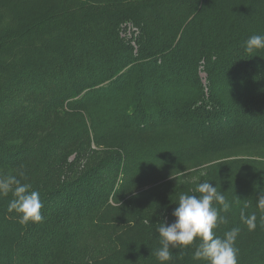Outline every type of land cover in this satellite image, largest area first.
Segmentation results:
<instances>
[{
  "label": "trees",
  "instance_id": "16d2710c",
  "mask_svg": "<svg viewBox=\"0 0 264 264\" xmlns=\"http://www.w3.org/2000/svg\"><path fill=\"white\" fill-rule=\"evenodd\" d=\"M254 34L264 0H0V176L44 216L21 224L0 196V264H160L159 223L203 182L230 204L215 234L239 227L238 264H264ZM197 243L168 264H207Z\"/></svg>",
  "mask_w": 264,
  "mask_h": 264
},
{
  "label": "clouds",
  "instance_id": "9594fccd",
  "mask_svg": "<svg viewBox=\"0 0 264 264\" xmlns=\"http://www.w3.org/2000/svg\"><path fill=\"white\" fill-rule=\"evenodd\" d=\"M243 47L248 54L264 50V35H251ZM19 175L23 176V172ZM196 192L199 195L179 196L177 207L172 212L174 222L159 223L157 232L161 247L155 251L157 260L160 264H168L174 255L172 249H184L192 246L194 240H199L193 253L194 260H204L207 264H238L239 250L235 243L240 228L233 227L222 237L214 232L219 224L227 223V219L220 215V211L226 212L230 208L225 195L209 182L200 183ZM10 193L13 198L8 204V212H15L21 224L43 222V204L39 191L32 190L29 183H21L16 175L0 176V196H8ZM256 207L264 212V192L260 194ZM241 221L249 231L257 227L255 213L245 215L242 211Z\"/></svg>",
  "mask_w": 264,
  "mask_h": 264
},
{
  "label": "rangeland",
  "instance_id": "374dc122",
  "mask_svg": "<svg viewBox=\"0 0 264 264\" xmlns=\"http://www.w3.org/2000/svg\"><path fill=\"white\" fill-rule=\"evenodd\" d=\"M129 27V26H128ZM131 29V27H129ZM130 32V31H129Z\"/></svg>",
  "mask_w": 264,
  "mask_h": 264
}]
</instances>
